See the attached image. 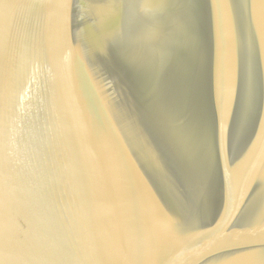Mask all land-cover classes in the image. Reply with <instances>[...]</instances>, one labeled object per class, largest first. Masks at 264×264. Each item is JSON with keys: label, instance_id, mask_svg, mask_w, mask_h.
Returning a JSON list of instances; mask_svg holds the SVG:
<instances>
[{"label": "water", "instance_id": "1", "mask_svg": "<svg viewBox=\"0 0 264 264\" xmlns=\"http://www.w3.org/2000/svg\"><path fill=\"white\" fill-rule=\"evenodd\" d=\"M0 264H264V0H0Z\"/></svg>", "mask_w": 264, "mask_h": 264}]
</instances>
